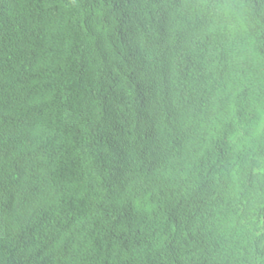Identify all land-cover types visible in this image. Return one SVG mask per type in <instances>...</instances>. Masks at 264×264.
Masks as SVG:
<instances>
[{"label": "trees", "instance_id": "trees-1", "mask_svg": "<svg viewBox=\"0 0 264 264\" xmlns=\"http://www.w3.org/2000/svg\"><path fill=\"white\" fill-rule=\"evenodd\" d=\"M5 161L0 264H264V0H0Z\"/></svg>", "mask_w": 264, "mask_h": 264}, {"label": "clouds", "instance_id": "clouds-1", "mask_svg": "<svg viewBox=\"0 0 264 264\" xmlns=\"http://www.w3.org/2000/svg\"><path fill=\"white\" fill-rule=\"evenodd\" d=\"M24 89V85L21 90ZM20 90V91H21ZM19 170L13 163L5 161L0 170V180L14 181L10 174L18 173ZM24 172V170H21ZM40 184L33 188L34 190L24 189V198L22 200H5L0 198V209L8 221L9 230L23 240L22 252H29L33 249L35 235L32 232V227L26 223L27 217H32L38 223L53 226V215L55 210V199L60 197L54 193L52 189L44 183V173L39 167ZM123 173H119L122 175ZM112 189L120 191L121 186L118 180L113 179ZM37 196H36V194ZM37 198V203L32 205L33 200ZM29 210V212H27Z\"/></svg>", "mask_w": 264, "mask_h": 264}]
</instances>
